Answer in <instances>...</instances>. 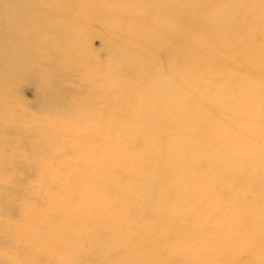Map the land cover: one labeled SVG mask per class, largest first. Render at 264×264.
Masks as SVG:
<instances>
[{"label":"bare ground","instance_id":"bare-ground-1","mask_svg":"<svg viewBox=\"0 0 264 264\" xmlns=\"http://www.w3.org/2000/svg\"><path fill=\"white\" fill-rule=\"evenodd\" d=\"M214 1L0 0V264H264V7Z\"/></svg>","mask_w":264,"mask_h":264},{"label":"rangeland","instance_id":"rangeland-1","mask_svg":"<svg viewBox=\"0 0 264 264\" xmlns=\"http://www.w3.org/2000/svg\"><path fill=\"white\" fill-rule=\"evenodd\" d=\"M176 1L181 2V0H176ZM249 2H253V5H255V6L251 8V11L249 9L248 12H247V8H248ZM218 3H219V1L218 0H215L212 3V5H211V7L209 9L217 10V9H220L221 8V5L222 4H224L225 6H228L229 3H231L232 4V7L237 8L244 15L247 14V13L249 14V11H250V16L248 18L249 19V22L244 25V30H246V31H251V30H253L258 25V21H259L258 18L256 16H252L254 14V13H252V12H254V8L255 7H264V0H222L220 4H218ZM173 29H175V28H173ZM193 40H198V38L196 37V39H193ZM92 45L94 47H99V40L97 38H94L93 41H92ZM94 58L95 57L88 58L87 61H86V64L88 66H91V69L95 71L96 69H94V66H97V65L94 63ZM70 59L71 60H74V61L79 60L80 63H82V57H80V55H78V54L71 55L70 56ZM82 69L83 68H81V70ZM86 75L90 79H95V78L96 79H99L100 78V72L99 71L93 72V73H90V74L89 73L88 74L86 73ZM92 83L94 84V85H92V87H96L95 82H92ZM111 86L112 87H117V88L119 87L114 82H111ZM23 97L26 100L29 99L30 95H29V92L27 90H24L23 91ZM95 103H96V101H95ZM97 106L99 108L107 109V110L111 108L109 106V104L107 102H105L103 99H101L100 101H98ZM110 113L111 112H109L108 115ZM116 115H117V113H115V112L112 114V116H116ZM103 120L100 119V122L99 123L104 122ZM109 239L114 240V239H116V236H111Z\"/></svg>","mask_w":264,"mask_h":264}]
</instances>
